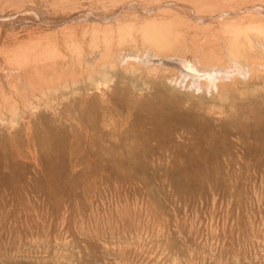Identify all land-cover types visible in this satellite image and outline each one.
Masks as SVG:
<instances>
[{"label":"rangeland","instance_id":"374dc122","mask_svg":"<svg viewBox=\"0 0 264 264\" xmlns=\"http://www.w3.org/2000/svg\"><path fill=\"white\" fill-rule=\"evenodd\" d=\"M69 84L0 133V264H264L258 97L188 115Z\"/></svg>","mask_w":264,"mask_h":264},{"label":"bare ground","instance_id":"6f19581e","mask_svg":"<svg viewBox=\"0 0 264 264\" xmlns=\"http://www.w3.org/2000/svg\"><path fill=\"white\" fill-rule=\"evenodd\" d=\"M69 83L90 104L221 116L236 93L258 109L264 0H0V133Z\"/></svg>","mask_w":264,"mask_h":264}]
</instances>
